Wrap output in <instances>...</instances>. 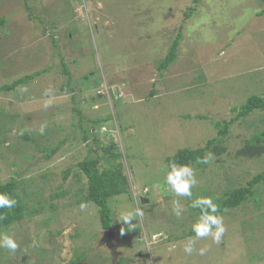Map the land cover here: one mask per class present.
<instances>
[{
  "label": "rangeland",
  "instance_id": "obj_1",
  "mask_svg": "<svg viewBox=\"0 0 264 264\" xmlns=\"http://www.w3.org/2000/svg\"><path fill=\"white\" fill-rule=\"evenodd\" d=\"M193 5L0 0V86L48 68L0 92V182L14 178L25 205L20 221L0 229L18 245L0 247V264H264V180L239 206L219 212L226 229L219 243L188 235L199 210L165 181L168 157L204 146L217 137V123L234 116L233 107L264 93V14H258L264 2L198 0L185 18ZM179 26L177 57L158 71ZM255 135L264 145V109L233 121L214 143L223 150L205 153L213 157L208 164H190L198 180L193 199L211 196L219 204L264 173V152H239ZM61 140L46 160L42 148ZM105 147L120 153L116 162L128 180L127 192L109 201L113 250L103 240L97 206L83 199L87 179L77 167ZM174 199L184 205L180 218ZM137 207L144 216L133 221L136 229L115 220ZM190 237L196 243L189 255L183 248Z\"/></svg>",
  "mask_w": 264,
  "mask_h": 264
},
{
  "label": "trees",
  "instance_id": "obj_2",
  "mask_svg": "<svg viewBox=\"0 0 264 264\" xmlns=\"http://www.w3.org/2000/svg\"><path fill=\"white\" fill-rule=\"evenodd\" d=\"M262 1L264 2V0ZM193 2L194 5L189 6L187 11L184 12L183 15L185 18L191 17L196 10L198 0H193ZM258 14L263 15L264 8H262ZM2 22L3 19L1 18L0 23ZM181 29L182 26H179V31L172 40L165 56L158 64V71L167 69V67L176 59L178 46L181 40ZM47 69L48 68L39 69L34 72L24 74L14 79L10 83H5L0 86V92L14 91L18 87L26 85L34 80L37 76L46 72ZM63 72L67 75L69 74L66 67L63 69ZM262 109H264V93L262 95L249 96L239 107H233L231 109V111L234 113L233 117H231L229 120H224L221 125L217 123V137H224L233 121L244 118L255 110ZM99 120L103 121V118H100ZM99 120L92 121L96 123ZM261 136L262 135H255L247 140L244 147L239 152L244 155H259L263 153L264 145L260 144ZM217 137L209 139L204 146H199L194 149H180L174 155L168 157L166 161L169 165L172 163H176L178 165L191 164L197 162V158H203L205 153L209 150H213L215 153H220L223 148L214 144L218 139ZM84 138L87 139L88 135H84ZM63 143H65V140H61L53 146L42 148L41 151H43V157L46 160H49L60 149ZM111 148L112 147L102 148V154L98 153V149L95 148L92 150L94 156L87 157L77 163V167L84 173L87 179L85 189L86 192L84 193L83 199L85 202H93L97 206L100 226L103 231L112 230V209L109 205L111 197L126 193L128 187V180L122 171L121 164L116 162V160L120 158V153L112 152ZM100 161H102L106 167L102 166ZM68 173V169L63 172V181H65L68 177ZM263 180L264 173H258L253 176L245 186L229 190L225 197L219 201L218 212H224L227 209H232L239 206L254 193V187ZM15 188L16 181L14 178L9 179L5 183L0 182V192L8 193L17 201L13 208L0 209V215L4 217V219L0 220V229L9 227L13 223L20 221L24 216L25 205L14 193ZM188 235L194 236L195 233L190 230ZM79 258L82 259L81 256Z\"/></svg>",
  "mask_w": 264,
  "mask_h": 264
},
{
  "label": "clouds",
  "instance_id": "obj_3",
  "mask_svg": "<svg viewBox=\"0 0 264 264\" xmlns=\"http://www.w3.org/2000/svg\"><path fill=\"white\" fill-rule=\"evenodd\" d=\"M26 90V89H25ZM41 133L44 129L41 128ZM212 154L207 153L203 158H197L198 163L208 164L212 160ZM170 170L166 171L165 181L169 186L170 191L175 197L188 198L191 203L192 209H198L199 215L196 221L192 224V231L195 233L197 238L211 237L216 243H219L222 235L225 232V225L223 223V216L219 214V205L214 202L211 196H200L193 199V188L198 185L195 171L190 164H176L172 163L169 166ZM17 201L15 198L10 196L6 192H0V209L13 208ZM86 204L80 205L81 211L86 208ZM184 205L181 204L179 199L172 201V212L177 217H182L184 212ZM144 210L137 207L133 211L121 212L116 217L117 222H121L127 226V230L131 231L137 228L136 221L137 217L143 218ZM4 219L0 215V220ZM125 227H121L120 234H125ZM196 241L191 237L188 238L184 244L183 251L187 254H192L194 251V244ZM0 247L7 248L11 251H15L18 247L17 242L7 234H0ZM207 251V247L200 248L198 250L200 255H204Z\"/></svg>",
  "mask_w": 264,
  "mask_h": 264
},
{
  "label": "water",
  "instance_id": "obj_4",
  "mask_svg": "<svg viewBox=\"0 0 264 264\" xmlns=\"http://www.w3.org/2000/svg\"><path fill=\"white\" fill-rule=\"evenodd\" d=\"M112 233H113L112 230H105L103 240L105 241V240L111 239Z\"/></svg>",
  "mask_w": 264,
  "mask_h": 264
},
{
  "label": "flooded vegetation",
  "instance_id": "obj_5",
  "mask_svg": "<svg viewBox=\"0 0 264 264\" xmlns=\"http://www.w3.org/2000/svg\"><path fill=\"white\" fill-rule=\"evenodd\" d=\"M106 246L110 249V250H113L114 249V244L112 242V239H108L106 240ZM113 252V251H111Z\"/></svg>",
  "mask_w": 264,
  "mask_h": 264
}]
</instances>
